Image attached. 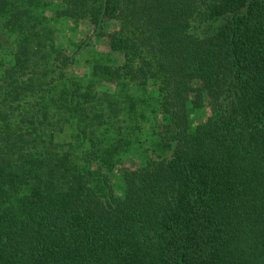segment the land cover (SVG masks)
Masks as SVG:
<instances>
[{
	"label": "trees",
	"instance_id": "1",
	"mask_svg": "<svg viewBox=\"0 0 264 264\" xmlns=\"http://www.w3.org/2000/svg\"><path fill=\"white\" fill-rule=\"evenodd\" d=\"M57 2L0 0V264H264V0Z\"/></svg>",
	"mask_w": 264,
	"mask_h": 264
},
{
	"label": "rangeland",
	"instance_id": "2",
	"mask_svg": "<svg viewBox=\"0 0 264 264\" xmlns=\"http://www.w3.org/2000/svg\"><path fill=\"white\" fill-rule=\"evenodd\" d=\"M52 2L50 8L47 9V14L52 15L53 8L58 7L57 0H48ZM53 23L56 32V41L58 46L68 52L74 59V65L71 66L70 71L76 75H88L91 69L88 64L87 57L89 54L106 55L110 52V46L107 39L97 37L93 25L87 21H74L67 18L55 19ZM112 24L109 25V30H112ZM80 50H83V54H78ZM121 61V57H119ZM209 112L207 108L196 111L194 114V121L196 123L206 119ZM143 144V143H142ZM144 149L137 150L134 155L130 156L129 159L134 158V161H130L127 165L136 163L138 159L145 157ZM164 154L169 155V151L164 149Z\"/></svg>",
	"mask_w": 264,
	"mask_h": 264
}]
</instances>
